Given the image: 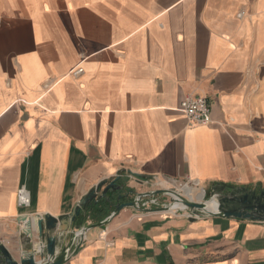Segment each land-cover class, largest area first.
Returning a JSON list of instances; mask_svg holds the SVG:
<instances>
[{"label":"crops","instance_id":"0c3cea01","mask_svg":"<svg viewBox=\"0 0 264 264\" xmlns=\"http://www.w3.org/2000/svg\"><path fill=\"white\" fill-rule=\"evenodd\" d=\"M187 95L208 124L178 110ZM114 177L264 187V0H0V241L17 258L21 216ZM81 240L61 264H264V221L205 213L123 208Z\"/></svg>","mask_w":264,"mask_h":264},{"label":"water","instance_id":"95a60500","mask_svg":"<svg viewBox=\"0 0 264 264\" xmlns=\"http://www.w3.org/2000/svg\"><path fill=\"white\" fill-rule=\"evenodd\" d=\"M117 178L114 177L109 181L107 179L100 180L76 202L69 213L57 217L49 214L37 215L35 221L31 217L21 216L19 221L23 223V227L20 229L18 244L13 248L14 253H18V257L15 258L13 252L0 241V264H61L79 247L82 242L81 238L89 229L106 225L121 209L133 207L139 211L148 212L169 209V207L142 209L136 206L137 199L135 197L128 201H121L128 194L140 197L155 194L172 195L174 201L179 200L195 215L205 213L227 218L264 221V187L248 188L221 184L213 187L212 191L208 193L207 199L194 201L170 189L122 193V186L116 184ZM211 200L214 205L209 209L207 202ZM100 202L111 205L112 211L100 221L88 225L79 222L74 225V229L71 231V224L80 215L85 216L91 212ZM33 223H35L34 227H32ZM64 233H71L70 240L66 245L59 246V238ZM75 242V247L71 251Z\"/></svg>","mask_w":264,"mask_h":264},{"label":"built area","instance_id":"2783aa9c","mask_svg":"<svg viewBox=\"0 0 264 264\" xmlns=\"http://www.w3.org/2000/svg\"><path fill=\"white\" fill-rule=\"evenodd\" d=\"M80 71L81 69L78 68L75 73L77 74ZM178 110L183 113L186 119H188L191 123L208 124L211 121L209 101L202 96H185L181 100ZM182 187L179 188L174 185L164 186L161 180L155 179L151 181V190L149 191L155 189H170L175 193L181 194ZM163 196H166V194L142 195L141 197L135 195L134 197L137 199L135 204L142 209L169 207L170 204L160 201L161 197ZM168 196L171 198L173 197L172 195ZM17 200L22 206H28L29 204V195L23 185L17 189ZM188 216H195V214L189 213Z\"/></svg>","mask_w":264,"mask_h":264},{"label":"bare ground","instance_id":"6f19581e","mask_svg":"<svg viewBox=\"0 0 264 264\" xmlns=\"http://www.w3.org/2000/svg\"><path fill=\"white\" fill-rule=\"evenodd\" d=\"M182 189H183V194L190 200L200 201L203 199L204 191L202 188H197L193 185H185ZM207 205L208 208L210 209L213 207L214 202L212 200L208 201ZM175 209H185V205H183L179 200H176L169 205V211Z\"/></svg>","mask_w":264,"mask_h":264},{"label":"rangeland","instance_id":"374dc122","mask_svg":"<svg viewBox=\"0 0 264 264\" xmlns=\"http://www.w3.org/2000/svg\"><path fill=\"white\" fill-rule=\"evenodd\" d=\"M185 185H192V184H190V183H185ZM184 185V183L183 184H179V185H176L177 187H179V188H181L182 186L184 187L185 186ZM194 186V185H193ZM182 187V188H183ZM195 187H197V188H202V187H198V186H195ZM203 189V191H204V194H203V200H205V199H207L208 198V193H207V190L205 189V188H202ZM151 190V189H150ZM181 195H183L184 197H186L184 194H183V189H182V191H181ZM134 198V197H133ZM132 198V199H133ZM160 201H162V202H166V203H168V204H171L172 202H174V200L171 198V197H169L168 195H166V196H163V197H161V199H160ZM139 211V210H138ZM174 211H176V212H185V213H187V214H189V213H191V211H190V209H188V208H186L185 207V209H175V210H172V211H169V209H167V210H165V211H159V212H174ZM141 212H146V211H141ZM66 234H68V233H64L63 235L65 236Z\"/></svg>","mask_w":264,"mask_h":264},{"label":"flooded vegetation","instance_id":"af4514ba","mask_svg":"<svg viewBox=\"0 0 264 264\" xmlns=\"http://www.w3.org/2000/svg\"><path fill=\"white\" fill-rule=\"evenodd\" d=\"M116 184L119 186L120 184L116 181ZM122 193H127L123 188H122V191H121ZM130 195H131V197H130ZM135 195L134 194H128L123 200H125V199H132L133 197H134ZM123 200H121V201H123ZM127 200V201H128Z\"/></svg>","mask_w":264,"mask_h":264}]
</instances>
